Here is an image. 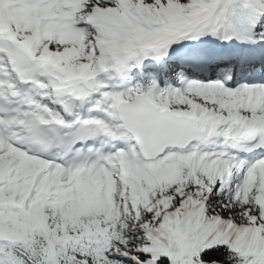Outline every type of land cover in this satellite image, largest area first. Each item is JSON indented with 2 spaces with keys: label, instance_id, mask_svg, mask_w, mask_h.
Returning a JSON list of instances; mask_svg holds the SVG:
<instances>
[{
  "label": "snow or ice",
  "instance_id": "obj_1",
  "mask_svg": "<svg viewBox=\"0 0 264 264\" xmlns=\"http://www.w3.org/2000/svg\"><path fill=\"white\" fill-rule=\"evenodd\" d=\"M0 264H264V0H0Z\"/></svg>",
  "mask_w": 264,
  "mask_h": 264
}]
</instances>
